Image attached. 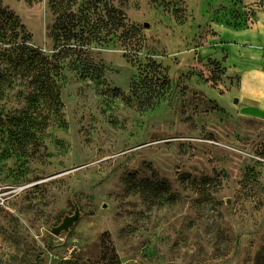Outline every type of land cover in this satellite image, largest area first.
Segmentation results:
<instances>
[{"label": "rangeland", "instance_id": "obj_1", "mask_svg": "<svg viewBox=\"0 0 264 264\" xmlns=\"http://www.w3.org/2000/svg\"><path fill=\"white\" fill-rule=\"evenodd\" d=\"M0 6L58 53L51 0ZM69 12L54 106L31 79L0 84V264L97 260L106 232L122 264H264V0Z\"/></svg>", "mask_w": 264, "mask_h": 264}, {"label": "trees", "instance_id": "obj_2", "mask_svg": "<svg viewBox=\"0 0 264 264\" xmlns=\"http://www.w3.org/2000/svg\"><path fill=\"white\" fill-rule=\"evenodd\" d=\"M76 1L51 0L55 10L62 11L52 31L55 41L61 43L58 45L59 51L54 55L55 57H49L41 48L29 46L28 36L22 34L25 31L24 25L14 13L8 12L0 6V46L7 45L0 51V62L5 60L4 57H8L6 63H4L7 68L5 66L0 67V84L11 78L13 74H17L21 78L31 79L30 83L36 87L35 89L38 90L39 95L44 96L50 106H54L57 102L59 87L57 79L61 76V65L58 57H66L78 50V47L71 42V36L74 35L73 27L76 25L73 23L74 17L72 16L76 14L68 13V8L72 7ZM108 15L109 25L111 27L116 26L118 29L122 17L119 16L120 14L116 15L110 4ZM75 35L78 37L79 33ZM4 69H10V71L4 73L7 71H4ZM183 181L186 182L187 180L184 178ZM60 264H122V261L109 232H106L103 235L102 252L99 259L92 261H84L79 258L67 259Z\"/></svg>", "mask_w": 264, "mask_h": 264}, {"label": "water", "instance_id": "obj_3", "mask_svg": "<svg viewBox=\"0 0 264 264\" xmlns=\"http://www.w3.org/2000/svg\"><path fill=\"white\" fill-rule=\"evenodd\" d=\"M236 102H238L237 99H236ZM80 215H81V211L78 208L75 214L66 216L60 225L54 227L53 232L55 234H60L62 231L70 229L79 220Z\"/></svg>", "mask_w": 264, "mask_h": 264}, {"label": "crops", "instance_id": "obj_4", "mask_svg": "<svg viewBox=\"0 0 264 264\" xmlns=\"http://www.w3.org/2000/svg\"><path fill=\"white\" fill-rule=\"evenodd\" d=\"M255 81H257V80H254L253 82H255ZM260 83H261V81L260 80H258L255 84H256V88H255V90L257 91V89L260 87ZM258 92V91H257Z\"/></svg>", "mask_w": 264, "mask_h": 264}, {"label": "bare ground", "instance_id": "obj_5", "mask_svg": "<svg viewBox=\"0 0 264 264\" xmlns=\"http://www.w3.org/2000/svg\"><path fill=\"white\" fill-rule=\"evenodd\" d=\"M258 92L264 91L263 85H260V87L257 89Z\"/></svg>", "mask_w": 264, "mask_h": 264}]
</instances>
